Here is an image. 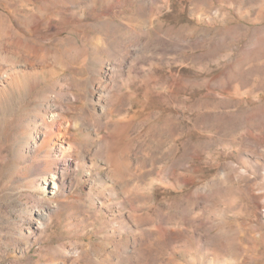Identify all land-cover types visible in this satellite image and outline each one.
Returning a JSON list of instances; mask_svg holds the SVG:
<instances>
[{
    "label": "rangeland",
    "instance_id": "obj_1",
    "mask_svg": "<svg viewBox=\"0 0 264 264\" xmlns=\"http://www.w3.org/2000/svg\"><path fill=\"white\" fill-rule=\"evenodd\" d=\"M125 59L148 83L102 101L81 167L89 81ZM53 114L73 152L45 162ZM263 204L264 0H0V264H264Z\"/></svg>",
    "mask_w": 264,
    "mask_h": 264
},
{
    "label": "bare ground",
    "instance_id": "obj_2",
    "mask_svg": "<svg viewBox=\"0 0 264 264\" xmlns=\"http://www.w3.org/2000/svg\"><path fill=\"white\" fill-rule=\"evenodd\" d=\"M141 39L142 38H139L137 41H139ZM160 40L162 41L160 46L164 47L165 41L163 40V38H161ZM138 43L139 42H137V44ZM42 47L43 46H40V45L39 46L30 45L29 50L31 52V55H34L36 57L41 55L40 53H42L41 52ZM127 64H128V59L120 60V61L112 60L110 62V64H107L106 66L100 68V70H99L100 76L93 77L89 81V84L87 86V98H88L87 101L89 103L90 108L87 109V113L89 115L90 121H92V122L89 126H87L86 131H88V136H93V137H91V142L84 145L83 154H81V161H79V163H78V165L81 167H84V160H89V162H91L92 165L95 164V162H97V160H98L97 154L99 152V147H100L99 135H98L99 124L95 121V118H97L99 116L110 115L114 111V109L112 107L107 108L104 104H102V101H107L110 98L111 92L113 91V89H116L117 93L120 94V96L117 97V101L120 102L121 99L125 96L129 99L127 103L130 105L132 103V100H133V94H131V92L128 90L130 87V84L133 83L134 81L135 82L148 83V78H149L148 75H144V73L143 74L142 73H136V71H134L135 68L133 70L134 66L130 65V64L127 65ZM74 98L76 100L82 99L79 96L74 97ZM98 111H100V113H99L100 115L97 114ZM211 115H212L211 113H205V114L200 115L198 117H199V120L201 119L203 121L204 120L207 121V120L211 119ZM127 116H128V108L125 109L124 114H121L120 117H118L116 120L124 123L123 125H125V123L128 120ZM53 120L55 121V123L48 127L47 132L49 134L54 135L55 137H60V140L58 141L57 144H54V147L51 146V148H50L51 150L44 152L45 162L49 161V158L52 155L51 151L54 148H56L58 152L61 151V154L73 152V146H70L67 143L68 128L71 125V121L69 119L59 115V114L51 115V121H53ZM81 125H82V123H81ZM205 149H206V147L203 150L204 160L207 162L211 157V154H210L211 152L208 150L206 151ZM63 156L64 155H62V157ZM62 157L56 158L57 164L62 163V162H65V164H66V160H63ZM129 157L131 158L130 155H125L124 158L117 164L116 169L111 167V165L107 161L106 164H107L109 171H113L114 169L115 170L118 169L122 172L125 170L127 171L128 166L131 165V162H130L131 160H129ZM60 158H62V160H60ZM78 165H75V166H78ZM135 165L138 166V164H135ZM141 165L143 166V164H141ZM137 168L139 169V167H136L135 169H137ZM132 171H135V170H132ZM212 181L204 183L201 186H198L195 190H193L192 194L194 196H196L197 198L209 197V195L212 191V188H211ZM126 184L124 185L123 189L120 190L123 194L135 196L134 198H136L137 201L139 200V202L142 204H146V203L153 204L154 194H153L152 187L150 185L147 186L146 188H144L145 185L142 186V185H140L141 183L140 184L129 183V185L132 184L130 186L126 185ZM124 201H126V200H124ZM137 201H135V202H137ZM126 202H128V200ZM123 203H125V202H123ZM146 208L144 210H146ZM158 209H159L160 213H162L163 210L165 209V206L159 205ZM148 212H149V210H148ZM139 213H140V211H139ZM164 214H165V212H164ZM263 214H264V204H263ZM148 215H149V217L151 216V218H152L151 214H149V213L145 214L146 217H148ZM149 217L147 218V220L150 219ZM155 217L157 218V216H155ZM169 218H170V216H169ZM130 219H131V217H130ZM133 219L140 223V221L142 220V215H137ZM154 220H155V218H154ZM153 222H152V224H153ZM133 223H134V221H133ZM148 223H151V222H148Z\"/></svg>",
    "mask_w": 264,
    "mask_h": 264
}]
</instances>
